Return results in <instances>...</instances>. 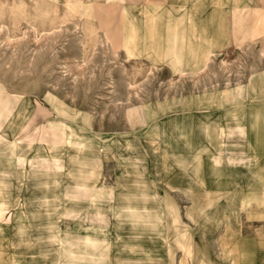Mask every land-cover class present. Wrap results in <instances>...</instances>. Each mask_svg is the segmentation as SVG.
I'll use <instances>...</instances> for the list:
<instances>
[{
  "label": "rangeland",
  "instance_id": "374dc122",
  "mask_svg": "<svg viewBox=\"0 0 264 264\" xmlns=\"http://www.w3.org/2000/svg\"><path fill=\"white\" fill-rule=\"evenodd\" d=\"M58 1L0 0V133H5L0 134V156H7L13 162L36 160L55 164L58 177L99 176L95 187L113 189L115 206L136 203L125 213L137 224V231L128 222H115L110 212L106 213L104 224L97 222L95 212L90 209L89 196H80L79 201L83 202L79 216H58L62 227L70 228L77 235L85 234L90 227L103 226L111 231L112 239L120 235L123 241L141 243L136 245V264H225V259L229 264L234 250L227 249L225 244L219 247L225 222L217 226L212 223L220 222L226 215L229 224L232 214L224 215V210L217 206L209 219L202 215L205 202H193L192 210V202L175 185L178 176L170 169L180 162L165 161L154 144L152 128L157 123L173 124L183 116L195 119L204 116L207 112L204 109L184 114L179 108L192 96L246 88L250 82L256 89H263L260 78L264 72L259 70L264 69V39L243 41L241 28L235 24L242 14L240 10H233L229 40H218L220 45L214 48L216 53L210 56L207 66L195 73H176L168 62L129 56L125 49H119L116 30L112 25L107 28L100 23L108 15L112 19V7L100 6L96 16H87L83 11L68 10V0ZM80 1L88 6L107 0ZM127 1L124 0L123 6ZM250 13L244 15L243 25L248 23L252 28ZM222 28L225 32L224 24ZM260 95L248 101L249 108L264 104ZM148 108L159 111L160 115L150 120ZM15 135L16 142L9 144ZM85 140L91 141V147ZM125 142H133L138 148L121 151ZM183 143L181 152L189 159L190 152L184 149ZM245 143L239 137L221 139L225 173L231 174L233 169L228 159L245 156L242 149ZM219 151L203 155V169L209 175L208 188L203 191L217 189L211 172L215 168L214 156ZM223 158H216V162ZM21 171L26 180L29 170ZM62 181L60 194L56 192L61 197L75 190L76 185L65 177ZM118 183L132 185L136 192L146 186L161 197L128 201ZM247 188L250 185L242 186L244 191ZM37 192L40 197L41 193ZM67 204L64 199L58 201V213H63ZM31 206L40 209L39 202ZM234 206L236 211L239 206L236 202ZM187 215L191 219L198 217L197 222L196 218L192 222ZM42 224H46V219L29 223L30 243L25 246L30 256L34 251L40 255L42 250H47L44 241H38ZM182 225L188 230L183 227L181 232ZM63 232L62 228L57 235L61 244L59 264H80V251L72 247L70 240L66 244L67 236ZM192 235L199 248L189 242L194 238ZM88 242L90 246L96 245L95 238H89ZM47 253L56 260L54 248ZM116 254L121 264H134L133 256L127 251L117 250ZM108 257L103 256L100 262L104 263ZM42 260L50 261L48 257Z\"/></svg>",
  "mask_w": 264,
  "mask_h": 264
},
{
  "label": "crops",
  "instance_id": "0c3cea01",
  "mask_svg": "<svg viewBox=\"0 0 264 264\" xmlns=\"http://www.w3.org/2000/svg\"><path fill=\"white\" fill-rule=\"evenodd\" d=\"M75 1L81 2L68 0L67 7L73 8ZM123 2L124 0H107L105 3L91 4V6L114 9L112 27L116 30L114 35L116 34L115 39L119 49H125L129 56L145 57L156 63L168 62L176 73H195L207 66L210 56L216 53L214 48L220 45L219 41L229 40L227 34L233 23V10H240L242 14L235 24L238 25L237 28H241L243 41L264 39V36H261L264 35V11H262L264 0H128L124 6ZM81 3V12L84 13L85 8L90 5L85 6L83 2ZM250 11V18L253 19L252 28L248 23L243 25L244 15L247 16ZM223 24L225 32H222ZM259 71L264 72V69ZM260 80L264 82V75ZM254 85L250 82L246 88L239 87L223 93L192 96L184 105H179V108L184 110V114L204 109L207 111L204 116L196 119L183 116L173 124L157 123L152 128L156 140L154 144L157 145L165 161L180 162L178 165L170 166V169L178 176L174 180L175 185L184 192L187 199L192 204L205 202L202 215L209 219L212 218V211L217 206L224 210V215L226 212L232 214L229 224L226 215L225 219H219L220 222L212 223L213 226H217L225 222V234L221 235L219 247L221 249L225 244L227 249L234 250V256L231 258L233 260L229 264H264V159H262L264 158V104H259L253 109L248 107V101L257 99L258 94L264 99V88L256 89ZM147 114L151 120L158 117L160 112L148 108ZM225 137H239L246 141L242 148L245 156L228 159L233 166L231 174L225 173L222 169L224 158L221 150H224V146L220 141ZM85 142L91 147V141L85 140ZM182 143L184 149L190 152L189 159L181 152ZM124 144V147L118 144L122 148L121 151L134 150L136 146L133 142ZM218 150L219 153L214 156L215 168L211 172L217 189L206 192L203 190L208 188L209 175L203 169V155ZM216 158L223 160L216 162ZM13 161L7 156H0V264L61 263V244L57 235L61 233L62 228L63 236H67L66 244L70 240L72 247L80 251V264H121V260L116 257L117 250L127 251L133 256L134 264L137 263L136 245L141 243L123 241L120 235L112 239L111 231L103 226L90 227L85 234L77 235L58 222L59 215H64L66 218L79 216L83 202L79 201L80 196L85 198L89 196L90 209L95 212L94 217L97 222L104 224L107 220L106 213L110 212L115 222H128L137 231V224L125 213L126 210L134 208L136 203L124 207L115 206L113 189L95 187L99 176L58 177L55 164L36 160L28 163L27 160ZM27 164H31V167ZM239 167L243 168L239 170ZM100 168L101 166L97 168L98 174ZM23 169L29 170L25 176L26 180H23L21 171ZM64 177L66 180H73L76 185L75 190L63 193L64 196L61 197L56 195V192L60 194ZM244 184L250 185V188L244 191L242 189ZM24 187L26 190H23ZM117 187L128 201H149L161 197L149 191L146 186H142L141 191L138 189L137 192L140 191L138 193L132 185L118 183ZM37 190L41 193L40 197ZM22 191H24V203L21 201ZM63 199L68 202V207L63 213H58L57 202ZM38 202L40 209L31 206V203L36 206ZM235 202L239 206L236 211H234ZM198 214L201 216L199 212ZM187 217L189 218V215ZM193 218H196L197 222L198 217L189 218L195 223ZM35 219L40 221L46 219V224H42L38 241H44L47 250L41 249L40 255L34 251L30 256L25 245L30 243L28 242L29 223ZM183 227L187 229L182 225L181 232L184 231ZM133 237L135 238V234ZM192 237L195 238L193 235ZM89 238L96 239L95 246L89 245ZM194 238L189 242L196 243L199 248L200 245ZM53 248L56 252V260L50 258L47 253ZM178 253L181 254L180 251ZM105 255L109 256L108 259L104 263L100 262ZM46 257L49 262L42 260ZM225 264H228L226 259Z\"/></svg>",
  "mask_w": 264,
  "mask_h": 264
},
{
  "label": "bare ground",
  "instance_id": "6f19581e",
  "mask_svg": "<svg viewBox=\"0 0 264 264\" xmlns=\"http://www.w3.org/2000/svg\"><path fill=\"white\" fill-rule=\"evenodd\" d=\"M42 1H45V0H42ZM47 1H54V2H56L57 0H47ZM49 3V2H48ZM3 5V4H2ZM84 5V4H83ZM70 6H72L71 4H70ZM73 8H70L69 6V8H70V10L72 11V12H75V13H78L79 11L81 12V7H82V3L81 2H79V1H75L74 2V4H73ZM98 7H100V6H89V7H87V8H85V10H84V13L87 15V16H92V14H95V16L97 15V13H98V11H99V9L101 8V7H103V6H101L99 9H98ZM4 8V7H3ZM19 9V8H18ZM45 11V10H44ZM47 11H48V9H47ZM49 14V13H48ZM52 14V13H51ZM38 16V15H37ZM45 19V18H44ZM112 22H113V19H111V17H110V15H108L104 20H101L100 21V23H101V26H104V27H107V28H109L111 25H112ZM155 32V31H154ZM20 132V131H19ZM18 132V133H19ZM17 133V134H18ZM2 136H4L5 135V133L4 132H1L0 133ZM7 136V135H6ZM6 136H5V138H6ZM16 138H17V135H15L11 140H10V143L9 144H13V143H15L16 142Z\"/></svg>",
  "mask_w": 264,
  "mask_h": 264
}]
</instances>
